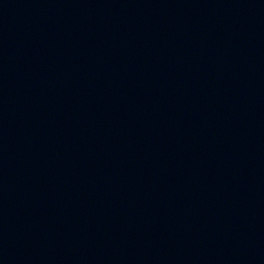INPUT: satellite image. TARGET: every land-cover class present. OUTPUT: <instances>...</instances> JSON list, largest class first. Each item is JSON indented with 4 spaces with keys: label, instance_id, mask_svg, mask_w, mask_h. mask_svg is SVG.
Listing matches in <instances>:
<instances>
[{
    "label": "water",
    "instance_id": "water-1",
    "mask_svg": "<svg viewBox=\"0 0 264 264\" xmlns=\"http://www.w3.org/2000/svg\"><path fill=\"white\" fill-rule=\"evenodd\" d=\"M0 264H264V0H0Z\"/></svg>",
    "mask_w": 264,
    "mask_h": 264
}]
</instances>
